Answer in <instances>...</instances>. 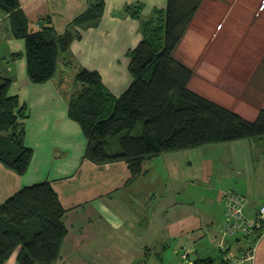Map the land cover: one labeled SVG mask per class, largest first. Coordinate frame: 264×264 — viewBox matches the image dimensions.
Returning a JSON list of instances; mask_svg holds the SVG:
<instances>
[{"label": "crops", "instance_id": "crops-1", "mask_svg": "<svg viewBox=\"0 0 264 264\" xmlns=\"http://www.w3.org/2000/svg\"><path fill=\"white\" fill-rule=\"evenodd\" d=\"M105 1L99 26L78 28L83 36L72 43L74 65L62 63L54 78L40 84L28 79L25 56L13 58L25 51V41L12 34L9 16L0 11V74L11 79L10 94L29 108L26 144L34 149L24 175L0 162V204L25 186L52 183L67 210L68 227L56 264H176L182 248L189 250L188 259L193 252L216 256L221 251L217 228L227 220L224 194H245L250 216L264 203V143L241 139L165 153L148 160L146 172L131 182L125 161L87 159L83 129L69 116L66 92L74 75L82 67L98 70L105 84L122 94L132 82L129 52L142 40L139 20L125 7L141 3L149 17L168 3ZM20 2L32 26L51 19L59 34L90 4ZM175 54L194 69L193 90L249 120L258 117L264 108V0H205ZM226 240L233 255H246L244 240ZM17 256L15 251L6 264H18ZM256 264H264V237Z\"/></svg>", "mask_w": 264, "mask_h": 264}, {"label": "trees", "instance_id": "trees-1", "mask_svg": "<svg viewBox=\"0 0 264 264\" xmlns=\"http://www.w3.org/2000/svg\"><path fill=\"white\" fill-rule=\"evenodd\" d=\"M204 1L168 0L149 17H144L141 3L125 7L139 20L142 40L129 52L132 82L122 94L116 95L98 70L82 67L76 72L66 94L69 116L87 139V159L97 164L125 161L131 182L146 172L148 160L165 153L241 139L264 143V108L249 120L196 92L190 87L194 69L176 57ZM105 7V0H90L87 10L59 34L51 19L32 26L20 0H0L12 34L25 41V51L13 58L26 57L31 83L50 81L62 63L74 65L72 43L83 36L78 28L98 27ZM10 87L11 79L0 74V162L24 175L34 157V149L26 144L29 108L10 94ZM66 213L50 181L10 196L0 204V264L15 251L18 264H56L68 234ZM241 239L248 244L246 236L237 235ZM219 248L218 255L199 256L190 264H244L233 261L238 255L232 254L229 243L227 249Z\"/></svg>", "mask_w": 264, "mask_h": 264}, {"label": "built area", "instance_id": "built-area-1", "mask_svg": "<svg viewBox=\"0 0 264 264\" xmlns=\"http://www.w3.org/2000/svg\"><path fill=\"white\" fill-rule=\"evenodd\" d=\"M226 207L227 220L218 226L220 234L219 246L228 248L227 236L244 235L248 238L251 248L244 256H234L236 263L256 264V248L259 241L264 237V203L252 216L247 213L249 198L238 190H229L223 196ZM189 256V250L185 251L183 257Z\"/></svg>", "mask_w": 264, "mask_h": 264}, {"label": "rangeland", "instance_id": "rangeland-1", "mask_svg": "<svg viewBox=\"0 0 264 264\" xmlns=\"http://www.w3.org/2000/svg\"><path fill=\"white\" fill-rule=\"evenodd\" d=\"M191 26V25H190ZM193 27H194V25H193ZM66 70V69H65ZM69 70V69H68ZM68 70H67V72H68ZM204 190L206 191V193L207 194H210L211 193V190L212 189H210L209 187H207V189H206V187L204 188ZM225 206V205H224ZM186 243H187V241H186ZM203 243H208V239L206 238V239H204V242ZM194 247H195V250H196V245H194ZM198 247H200L199 245H198ZM201 250V249H200ZM211 250V249H210ZM214 250V249H213ZM181 251V252H180ZM184 249L182 248V250L180 249V250H177V260H176V264H188V263H191V261L193 260V259H195L196 257H197V252H193V254H192V256H191V258H187V259H185L184 257H183V253H184ZM215 251V250H214ZM213 253V252H212ZM211 253V255H215L214 253H216V251L212 254ZM210 253H202V255H209ZM172 264H174V263H172Z\"/></svg>", "mask_w": 264, "mask_h": 264}]
</instances>
